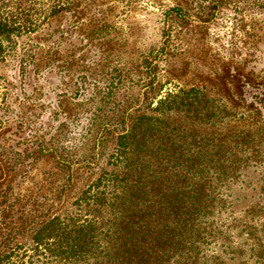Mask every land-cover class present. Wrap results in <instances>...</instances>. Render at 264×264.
I'll use <instances>...</instances> for the list:
<instances>
[{"label": "rangeland", "instance_id": "374dc122", "mask_svg": "<svg viewBox=\"0 0 264 264\" xmlns=\"http://www.w3.org/2000/svg\"><path fill=\"white\" fill-rule=\"evenodd\" d=\"M67 2L15 40L0 70L1 249L14 237L30 248V223L88 184L83 165L102 119L149 113L168 92L191 88L241 95L264 116V0ZM43 145L56 154L44 156ZM113 148L101 147L99 168Z\"/></svg>", "mask_w": 264, "mask_h": 264}, {"label": "trees", "instance_id": "16d2710c", "mask_svg": "<svg viewBox=\"0 0 264 264\" xmlns=\"http://www.w3.org/2000/svg\"><path fill=\"white\" fill-rule=\"evenodd\" d=\"M65 2L0 0V70L15 40L67 12ZM105 120L83 165L92 170L88 184L30 223V248L15 237L0 247V264H264L259 108L191 88L168 92L149 113Z\"/></svg>", "mask_w": 264, "mask_h": 264}]
</instances>
